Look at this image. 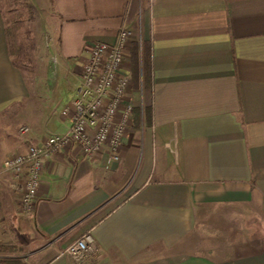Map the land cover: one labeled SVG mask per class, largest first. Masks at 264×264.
<instances>
[{"label": "crops", "instance_id": "obj_1", "mask_svg": "<svg viewBox=\"0 0 264 264\" xmlns=\"http://www.w3.org/2000/svg\"><path fill=\"white\" fill-rule=\"evenodd\" d=\"M34 2L57 62L34 86L0 6V215L31 225L21 264H77L58 255L86 231L97 250L81 264H264V0ZM122 24L133 111L119 160L54 152L21 213L2 161L67 132L89 45L113 44Z\"/></svg>", "mask_w": 264, "mask_h": 264}, {"label": "built area", "instance_id": "obj_2", "mask_svg": "<svg viewBox=\"0 0 264 264\" xmlns=\"http://www.w3.org/2000/svg\"><path fill=\"white\" fill-rule=\"evenodd\" d=\"M132 36V31L122 24L113 44L97 41L89 45L77 95L62 113L71 114L66 133L50 136L41 145H28L24 152L2 161L3 172L22 182L21 213L28 214L34 209L44 167L54 152L75 145L85 159L91 160L107 147V163L119 160V149L133 111L129 99L130 78L123 71ZM21 132L27 133L28 128L23 127ZM96 250L91 231H86L58 256L81 264Z\"/></svg>", "mask_w": 264, "mask_h": 264}, {"label": "rangeland", "instance_id": "obj_3", "mask_svg": "<svg viewBox=\"0 0 264 264\" xmlns=\"http://www.w3.org/2000/svg\"><path fill=\"white\" fill-rule=\"evenodd\" d=\"M146 1L149 3V0ZM0 6L5 25L10 31V55L34 86L45 76L52 63L57 65L52 52L53 32L47 22V14L34 0H0ZM41 86L42 84L39 86L40 93L46 89V85ZM42 97L47 100V92L42 93ZM21 129L19 134L22 135ZM11 132L7 130L4 134L12 137L16 143L15 131ZM21 216L23 215H0V247L3 248L0 260L20 262L19 259L28 254L25 241L31 237V225L20 220Z\"/></svg>", "mask_w": 264, "mask_h": 264}, {"label": "trees", "instance_id": "obj_4", "mask_svg": "<svg viewBox=\"0 0 264 264\" xmlns=\"http://www.w3.org/2000/svg\"><path fill=\"white\" fill-rule=\"evenodd\" d=\"M6 24V23H5ZM7 39H8V46H9V53H10V31L6 27ZM3 251V248L0 247V253ZM0 264H21L19 261L16 260H0Z\"/></svg>", "mask_w": 264, "mask_h": 264}]
</instances>
